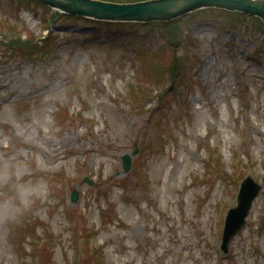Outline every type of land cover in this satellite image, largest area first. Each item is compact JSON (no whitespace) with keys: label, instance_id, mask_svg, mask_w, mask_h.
<instances>
[{"label":"rangeland","instance_id":"obj_1","mask_svg":"<svg viewBox=\"0 0 264 264\" xmlns=\"http://www.w3.org/2000/svg\"><path fill=\"white\" fill-rule=\"evenodd\" d=\"M210 13L133 31L0 0V264H264V25Z\"/></svg>","mask_w":264,"mask_h":264},{"label":"water","instance_id":"obj_2","mask_svg":"<svg viewBox=\"0 0 264 264\" xmlns=\"http://www.w3.org/2000/svg\"><path fill=\"white\" fill-rule=\"evenodd\" d=\"M51 7L59 8L65 13L93 17L96 19L116 21H167L178 16H184L188 12L199 10V8H223L228 11L236 10L246 12L252 16H259L264 22V0H146L144 2L130 3H108L96 0H38ZM130 158L123 156L126 170L129 169ZM258 192V187L247 180L238 198L239 205L229 211L225 222L221 247L227 251V245L232 235L242 228L244 218L250 205V201ZM75 202L76 192L73 193Z\"/></svg>","mask_w":264,"mask_h":264},{"label":"trees","instance_id":"obj_3","mask_svg":"<svg viewBox=\"0 0 264 264\" xmlns=\"http://www.w3.org/2000/svg\"><path fill=\"white\" fill-rule=\"evenodd\" d=\"M26 1H31V0H26ZM115 1H120V0H115ZM124 1H130V2H133V1H138V0H124ZM31 2H33V1H31ZM197 14V13H196ZM195 14V15H196ZM219 15V17L221 18V20L222 19H225L226 21H227V24H233V23H236V22H239V21H237V18H244L246 15L244 14V15H242V14H239V13H236V12H232V13H228V12H225V11H223V10H221V11H218V13H217V16ZM216 17V16H215ZM70 18H72V17H70ZM178 20H180V19H178ZM178 20H176V21H171V22H167L166 24H160V23H156V25H154L155 27L157 26V27H159L162 31L163 30H167V28L168 29H172V26H174L175 24H176V22H178ZM170 24V25H169ZM116 27H127V28H131V29H135L136 27H140V26H143V25H141V24H128V25H125V24H123V25H121V24H114ZM151 25H153V24H149V25H146L145 24V26H151ZM145 26H143V27H145ZM34 48H35V44H33L32 45ZM19 50H21V49H19ZM21 51H23V50H21ZM156 55H157V57H158V59H159V57L161 56V54L159 53V52H157V53H155ZM173 57V56H172ZM141 60H144V58H141ZM149 61H150V59H149ZM165 62H166V64H168L169 65V68L167 69V71L169 72V73H167V75L169 76V74L170 75H174V73L171 71V68H172V66L174 65V64H176V65H179V62H178V59L175 57H173V61H167V60H165ZM162 63H164V62H162ZM144 66H145V63L143 64ZM167 65V66H168ZM170 70V71H169ZM151 72L153 73V74H155V75H157L159 78H161L162 77V75L164 74L163 73V71H161V70H158V71H155L154 69H151ZM144 74H146V72H144ZM147 75V74H146ZM178 77V76H177ZM175 78V77H174ZM177 79V78H176ZM175 80V79H174ZM176 81V80H175ZM24 229L25 230H27L26 229V227H24ZM28 235V234H27ZM100 260H101V254H99V256H97L96 257V260L95 261H93V262H91L90 264H102V263H100Z\"/></svg>","mask_w":264,"mask_h":264},{"label":"bare ground","instance_id":"obj_4","mask_svg":"<svg viewBox=\"0 0 264 264\" xmlns=\"http://www.w3.org/2000/svg\"><path fill=\"white\" fill-rule=\"evenodd\" d=\"M8 82V81H7ZM15 83H17V80L15 81ZM9 87H11V84H10V86ZM74 137H77V133H74L73 135H71V134H67L66 135V137H65V139L66 140H71V138H74Z\"/></svg>","mask_w":264,"mask_h":264}]
</instances>
